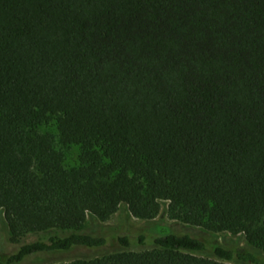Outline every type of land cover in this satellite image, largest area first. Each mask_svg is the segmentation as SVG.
<instances>
[{"label": "trees", "instance_id": "16d2710c", "mask_svg": "<svg viewBox=\"0 0 264 264\" xmlns=\"http://www.w3.org/2000/svg\"><path fill=\"white\" fill-rule=\"evenodd\" d=\"M55 122L56 135L41 128ZM80 147L76 166L63 149ZM243 235L264 251V0H0V211L16 250L76 248L121 205ZM64 237L19 243L29 233ZM143 243V237L139 239ZM58 264H264L163 234Z\"/></svg>", "mask_w": 264, "mask_h": 264}, {"label": "rangeland", "instance_id": "374dc122", "mask_svg": "<svg viewBox=\"0 0 264 264\" xmlns=\"http://www.w3.org/2000/svg\"><path fill=\"white\" fill-rule=\"evenodd\" d=\"M41 131L56 135L57 131L55 122L52 121L48 125L43 126ZM63 152L64 166L66 168L76 166L78 163L80 147L70 145L63 149ZM71 233H73V231L59 229L47 230L39 233H29L23 236L19 240V243L47 240L49 237H64ZM81 233L104 237L107 240V244L98 250L76 248L65 253L36 257L23 264H58L76 259H90L123 251L124 249L117 243L118 236H126L128 238L130 246L125 249L126 251L139 253L152 249L153 239L166 233H174L178 235L189 234L202 240L207 247V252L203 255L207 257L212 256L209 252L211 247L221 246L233 251L245 250L252 252L260 260L264 261V251L248 244L243 235H231L226 232L212 233L201 227L187 225L172 219L168 213L167 202L162 204L159 213L154 218L147 220L132 217L128 212L126 205H121L113 215L104 221L98 220L92 215H88ZM140 237H143V243L139 242L138 239ZM16 248L17 244L10 241L3 213L0 211V263H3V261L12 254ZM230 263L249 264L237 260Z\"/></svg>", "mask_w": 264, "mask_h": 264}]
</instances>
